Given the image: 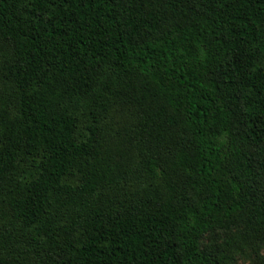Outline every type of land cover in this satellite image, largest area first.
Wrapping results in <instances>:
<instances>
[{
  "label": "trees",
  "instance_id": "1",
  "mask_svg": "<svg viewBox=\"0 0 264 264\" xmlns=\"http://www.w3.org/2000/svg\"><path fill=\"white\" fill-rule=\"evenodd\" d=\"M264 264V0H0V264Z\"/></svg>",
  "mask_w": 264,
  "mask_h": 264
},
{
  "label": "rangeland",
  "instance_id": "2",
  "mask_svg": "<svg viewBox=\"0 0 264 264\" xmlns=\"http://www.w3.org/2000/svg\"><path fill=\"white\" fill-rule=\"evenodd\" d=\"M236 264H247V261L244 259L237 260Z\"/></svg>",
  "mask_w": 264,
  "mask_h": 264
}]
</instances>
